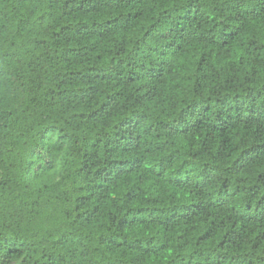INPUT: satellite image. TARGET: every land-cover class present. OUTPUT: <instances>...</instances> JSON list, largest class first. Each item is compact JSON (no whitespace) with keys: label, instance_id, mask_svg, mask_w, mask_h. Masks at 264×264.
Listing matches in <instances>:
<instances>
[{"label":"trees","instance_id":"16d2710c","mask_svg":"<svg viewBox=\"0 0 264 264\" xmlns=\"http://www.w3.org/2000/svg\"><path fill=\"white\" fill-rule=\"evenodd\" d=\"M0 264H264V0H0Z\"/></svg>","mask_w":264,"mask_h":264}]
</instances>
